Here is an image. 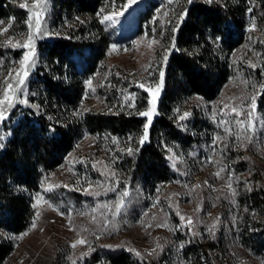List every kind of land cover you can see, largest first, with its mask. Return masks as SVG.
<instances>
[{
  "label": "rangeland",
  "instance_id": "obj_1",
  "mask_svg": "<svg viewBox=\"0 0 264 264\" xmlns=\"http://www.w3.org/2000/svg\"><path fill=\"white\" fill-rule=\"evenodd\" d=\"M203 1L212 0H191L190 3L188 0H136L130 6L129 0H111L101 17L110 30L111 42L106 58L85 81L80 108L83 111L134 109L136 90L145 91L138 86L141 83L152 90L158 88L160 96L164 88V76L161 82L160 72L165 75L178 27L186 18L187 8ZM33 2L20 0V4L28 5L24 9L26 21L32 17V29L25 22L24 31L16 30L6 37L8 44L21 55L0 77V100L4 99L8 83L17 89L10 102L0 105L4 117L0 119V148L9 138L4 123L12 112L28 107V82L39 64V53L35 50V66L23 77L20 61L28 50L18 45L26 43L27 36L35 30ZM246 5L248 38L230 55V78L215 101L206 103L199 97H192L186 105V112L191 107L202 112L212 132L204 144L194 145L187 154L169 151L168 161L176 178L158 186L154 195L143 194L121 174L114 144L98 145L94 136L84 134L61 165L43 178L33 198L34 217L29 227L15 237L14 248L2 264H104L93 263L92 255L118 250L147 261L166 252L169 257L166 264H176L169 263L170 257H175L182 244L180 239L184 237L222 240L220 246H223L215 250L218 264H264L244 250L232 235L236 225V197L255 185L249 167L244 164L247 170H242L240 162L243 159L255 162L264 185V88L261 87L264 86V22L258 27L253 22V0H247ZM51 7L52 0L42 2L41 31L46 34L34 37L35 47L37 40L53 38L49 24ZM106 16L111 19L105 20ZM4 28L8 29V23L0 25V35L4 34ZM259 68L260 73L256 72ZM18 71L20 77L16 75ZM21 77L25 81L23 86L17 85ZM145 92L148 105L140 112L151 107V96ZM253 95L256 97L254 111L251 109ZM238 105L243 106L238 119H251L255 125L252 130L243 132L241 139H237V117L231 112V108ZM250 111L251 117L248 116ZM157 115L156 108L153 120ZM139 116L144 119L140 143L147 118ZM148 139L140 144H146ZM173 153L175 164L169 159ZM221 168L224 171L220 172ZM217 172H220L219 177L215 175ZM230 174L234 196L227 187ZM197 184L201 187L192 191ZM104 188L114 190L105 192ZM85 189L99 194L90 195ZM125 190L129 196L124 198L121 211L114 213V205ZM198 206L199 212L196 211ZM181 215L191 217L194 223L185 226ZM213 223L216 225L214 235L208 231ZM80 239H85L86 243L77 244ZM73 244L76 247H72Z\"/></svg>",
  "mask_w": 264,
  "mask_h": 264
},
{
  "label": "trees",
  "instance_id": "obj_2",
  "mask_svg": "<svg viewBox=\"0 0 264 264\" xmlns=\"http://www.w3.org/2000/svg\"><path fill=\"white\" fill-rule=\"evenodd\" d=\"M246 1H203L187 8L168 56L163 92L156 103L158 115L149 127L148 142L141 145L144 119L139 112L148 105L145 91L136 90L131 110L80 108L85 81L106 58L111 42L101 18L111 0H52L53 38L36 41L39 64L28 82V107L12 112L4 123L9 138L0 148V264L11 254L15 237L31 223L33 198L43 178L61 165L84 134L94 136L98 145L114 144L121 174L143 194L154 195L158 186L176 178L168 149L187 154L212 132L196 108L191 107L183 121L179 116L192 97L215 101L230 78V55L248 38ZM251 16L257 27L264 22V0H253ZM26 20L20 0H0V25L8 23V31L0 35V77L21 55L6 37L24 31ZM248 161L240 164L243 171L247 170L244 164L252 171L255 185L236 197L232 235L244 250L264 261V185L259 167ZM180 241L169 263L218 264L215 250L223 246L222 240L184 237ZM92 256L93 263L104 264H166L169 258L163 252L151 261L141 260L125 250Z\"/></svg>",
  "mask_w": 264,
  "mask_h": 264
},
{
  "label": "snow or ice",
  "instance_id": "obj_3",
  "mask_svg": "<svg viewBox=\"0 0 264 264\" xmlns=\"http://www.w3.org/2000/svg\"><path fill=\"white\" fill-rule=\"evenodd\" d=\"M42 2H46V0H34V2L32 3L31 5V9L33 10V13H34V16H35V20H34V24H35V30L34 32H32L31 34H29L27 36V42L26 43H23V44H20L18 46L20 47H23L24 49H27L28 51L25 52V54L23 55V59L20 61V64H21V70L23 72V77H27L28 74H29V71L32 67L35 66V46H34V37L35 36H38V35H45L46 33H43L41 31V20H40V16L42 14ZM188 2L190 3L191 0H188ZM136 3V0H129V6L131 4H134ZM20 7L21 8H26L28 7L27 3H22L20 4ZM183 15V14H182ZM105 20H109L111 19V17H104ZM0 23H3V22H0ZM26 24L28 26L29 29H32V25H33V20H32V17H29L28 21H26ZM254 25H253V29H254ZM3 32H6L8 31L7 28H4L2 29ZM167 57L165 56V61H166ZM147 70V69H145ZM9 75H11V73H9ZM16 75L18 77H20V72L18 71L16 73ZM164 76V73L163 71L160 72V77H161V82H162V78ZM21 77L20 79L17 80V85L19 86H23L25 81H24V78ZM89 85H91V81H89ZM139 87L141 88H144L145 91L149 92V95L151 96V100L149 101V104L151 105V107L147 110V111H144V112H140L139 115L143 116V117H146L147 118V122L146 124L144 125V132H143V136L141 138V141L140 143L143 144L147 139H148V136H149V127L151 126L152 124V120H153V116L156 114V102L158 100V96H159V89L157 88L156 90H152L151 88L149 87H146L145 84L141 83L138 85ZM262 88H264V86H261ZM17 89L14 88V85L12 83H8L7 84V88L5 89V93H4V99L3 100H0V105L6 103V102H10L13 98V96L15 95V91ZM9 93H12V95H10ZM127 99V97H126ZM255 99L256 97L253 95L251 97V109L252 111L255 110V107H256V104H255ZM130 107L133 106V105H129ZM228 106L225 105V108H227ZM243 111V106L242 105H238V106H235V107H232L231 108V112L235 115V117H237L235 123L238 125L239 127V132L237 133V139H241L242 138V133L245 132V131H248V130H252L254 128V122L249 119L248 121H242L240 119H238V117L241 115V112ZM190 115V113L188 112H185L183 113V115L179 116V119L181 121L185 120L188 116ZM248 116L251 117L252 116V112L250 111L248 113ZM3 113L0 112V119H3ZM227 123V122H225ZM226 131H229L231 132V129H226ZM217 140H219L220 138L217 137L216 138ZM247 139L250 141L251 140V137H247ZM113 142H115V139L113 140ZM127 151L129 154L132 153V149L131 148H127ZM168 151H172L171 149H168ZM169 159H172L173 160V163L175 164V160H176V155L175 153L172 154V156L169 157ZM95 166V165H93ZM224 171L223 168L220 169V172ZM220 172H217L215 173V175L217 177L220 176ZM115 173H112V176H114ZM207 184V181L205 182ZM99 187H103L102 184H98ZM201 185L197 184L193 187L192 191H195L196 188H200ZM227 187L229 188L230 190V193L232 196H234L236 194L235 192V189L233 188V181H232V175L230 174L229 177H228V180H227ZM114 189L112 188H104V191L107 192V191H112ZM86 192H88V194L90 195H98L99 193H96L90 189H85ZM129 196V193L127 190H125L124 192L121 193V199L116 201L115 205H114V213H119L124 205V198L128 197ZM51 207V205H49ZM105 208H108V205L105 204L104 205ZM196 211H201V208L198 206ZM177 215H179V213H177ZM218 219V218H217ZM180 220L182 221V223L185 225V226H190L194 223L193 219L191 217H185V216H180ZM35 226V224H33V227ZM158 226H161V225H158ZM215 223H213V225L208 229V231L214 235V229H215ZM77 244H85L86 243V240L85 239H80L76 242ZM72 247H76V244H73ZM159 247V246H158Z\"/></svg>",
  "mask_w": 264,
  "mask_h": 264
}]
</instances>
